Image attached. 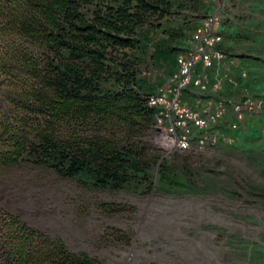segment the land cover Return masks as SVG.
Instances as JSON below:
<instances>
[{"label": "trees", "instance_id": "16d2710c", "mask_svg": "<svg viewBox=\"0 0 264 264\" xmlns=\"http://www.w3.org/2000/svg\"><path fill=\"white\" fill-rule=\"evenodd\" d=\"M180 1L0 0V82L12 107L0 164L30 160L97 189L195 190L187 170L144 143L162 111L150 106L164 86L154 73L177 72L210 16L175 31ZM0 264L103 263L0 210Z\"/></svg>", "mask_w": 264, "mask_h": 264}, {"label": "rangeland", "instance_id": "374dc122", "mask_svg": "<svg viewBox=\"0 0 264 264\" xmlns=\"http://www.w3.org/2000/svg\"><path fill=\"white\" fill-rule=\"evenodd\" d=\"M180 3L175 31L185 20L199 22L203 13L221 14L223 48L238 59L231 73L240 83L235 86L227 79L221 91L203 95L229 105V119L214 128L232 141L221 138L217 146L202 150L197 131L189 152L167 155L160 141L165 126L159 120L144 140L177 171L187 170L195 190L166 192L160 184L147 192L97 189L22 160L0 164V210L103 264H264V112L248 117L236 131L227 124L234 120L232 104L240 101L243 89L264 101V0ZM243 71L248 74L245 79ZM170 73L157 70L153 80L164 85ZM209 74L214 79L227 71L221 67ZM10 90L0 82V154L10 146L8 137L2 138L12 109L6 94ZM201 96L190 87L183 100L194 106ZM242 143L248 153L238 149Z\"/></svg>", "mask_w": 264, "mask_h": 264}, {"label": "built area", "instance_id": "2783aa9c", "mask_svg": "<svg viewBox=\"0 0 264 264\" xmlns=\"http://www.w3.org/2000/svg\"><path fill=\"white\" fill-rule=\"evenodd\" d=\"M222 22L219 12L203 20L192 37L188 53L178 57L177 72L150 100L151 107L162 109L159 123L165 126V131L160 141L167 155L189 152L197 131L198 145L202 150L217 146L221 138L233 140L230 135L214 128L229 119V105L223 100L203 97L209 91H221L227 79L235 86L240 84L231 73L232 68L238 66V59L229 57L221 48L224 42L220 32ZM221 67L227 74L213 79L210 71ZM247 76V72L243 71L242 78ZM190 87L202 95L194 106L183 100L185 91ZM243 90L240 101L232 104L234 120L227 123L231 131L240 129L248 117L264 112V101L254 99L248 89Z\"/></svg>", "mask_w": 264, "mask_h": 264}, {"label": "crops", "instance_id": "0c3cea01", "mask_svg": "<svg viewBox=\"0 0 264 264\" xmlns=\"http://www.w3.org/2000/svg\"><path fill=\"white\" fill-rule=\"evenodd\" d=\"M223 28V27H222ZM224 29H221V31H223Z\"/></svg>", "mask_w": 264, "mask_h": 264}, {"label": "flooded vegetation", "instance_id": "af4514ba", "mask_svg": "<svg viewBox=\"0 0 264 264\" xmlns=\"http://www.w3.org/2000/svg\"><path fill=\"white\" fill-rule=\"evenodd\" d=\"M0 110H1V108H0Z\"/></svg>", "mask_w": 264, "mask_h": 264}]
</instances>
